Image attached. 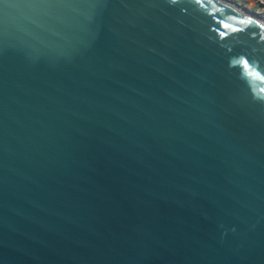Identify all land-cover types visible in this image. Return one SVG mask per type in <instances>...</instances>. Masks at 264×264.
Listing matches in <instances>:
<instances>
[{
	"label": "water",
	"instance_id": "1",
	"mask_svg": "<svg viewBox=\"0 0 264 264\" xmlns=\"http://www.w3.org/2000/svg\"><path fill=\"white\" fill-rule=\"evenodd\" d=\"M247 16L0 0V264H264V26Z\"/></svg>",
	"mask_w": 264,
	"mask_h": 264
},
{
	"label": "built area",
	"instance_id": "2",
	"mask_svg": "<svg viewBox=\"0 0 264 264\" xmlns=\"http://www.w3.org/2000/svg\"><path fill=\"white\" fill-rule=\"evenodd\" d=\"M221 1V0H220ZM232 2L238 9L245 11H252L255 9L256 13L264 14V0H227Z\"/></svg>",
	"mask_w": 264,
	"mask_h": 264
},
{
	"label": "bare ground",
	"instance_id": "3",
	"mask_svg": "<svg viewBox=\"0 0 264 264\" xmlns=\"http://www.w3.org/2000/svg\"><path fill=\"white\" fill-rule=\"evenodd\" d=\"M220 2L235 8L236 11H238L241 15H244V16L250 15V13L252 12V11L250 13L243 12V11H245V10H243V8L239 9L240 10L239 11L238 8L232 2L227 1V0H221ZM251 14L255 17H252V16H247V17H252L253 19H255L256 21H258L259 23H261L264 26V14H258V13H254V12ZM259 15H261V16H259Z\"/></svg>",
	"mask_w": 264,
	"mask_h": 264
},
{
	"label": "rangeland",
	"instance_id": "4",
	"mask_svg": "<svg viewBox=\"0 0 264 264\" xmlns=\"http://www.w3.org/2000/svg\"><path fill=\"white\" fill-rule=\"evenodd\" d=\"M251 10H252V12L256 13V11H254L255 9H251ZM259 16H261V15H259Z\"/></svg>",
	"mask_w": 264,
	"mask_h": 264
}]
</instances>
